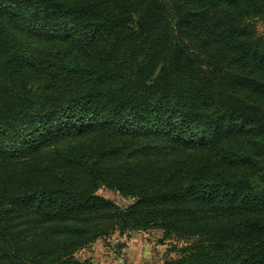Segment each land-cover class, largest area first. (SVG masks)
Segmentation results:
<instances>
[{
    "label": "trees",
    "instance_id": "16d2710c",
    "mask_svg": "<svg viewBox=\"0 0 264 264\" xmlns=\"http://www.w3.org/2000/svg\"><path fill=\"white\" fill-rule=\"evenodd\" d=\"M264 0H0V264H264ZM104 188L132 199L119 207Z\"/></svg>",
    "mask_w": 264,
    "mask_h": 264
},
{
    "label": "rangeland",
    "instance_id": "374dc122",
    "mask_svg": "<svg viewBox=\"0 0 264 264\" xmlns=\"http://www.w3.org/2000/svg\"><path fill=\"white\" fill-rule=\"evenodd\" d=\"M257 35L264 32V20L254 22ZM98 195L113 200L119 207H124L132 199L122 197L104 188ZM162 232L147 230L132 232L129 235L113 233L77 250L74 254L76 260L88 261L91 264H162L166 261L176 260L179 257L177 249L188 245L191 239H170L160 242Z\"/></svg>",
    "mask_w": 264,
    "mask_h": 264
}]
</instances>
